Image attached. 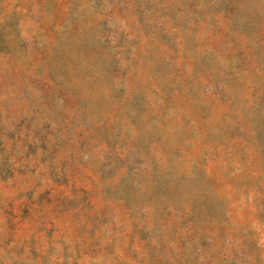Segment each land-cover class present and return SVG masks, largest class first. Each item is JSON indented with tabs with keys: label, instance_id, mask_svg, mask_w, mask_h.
Returning <instances> with one entry per match:
<instances>
[{
	"label": "rangeland",
	"instance_id": "obj_1",
	"mask_svg": "<svg viewBox=\"0 0 264 264\" xmlns=\"http://www.w3.org/2000/svg\"><path fill=\"white\" fill-rule=\"evenodd\" d=\"M0 264H264V0H0Z\"/></svg>",
	"mask_w": 264,
	"mask_h": 264
}]
</instances>
